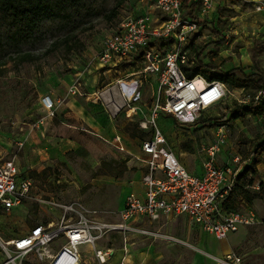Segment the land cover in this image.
Listing matches in <instances>:
<instances>
[{
    "label": "rangeland",
    "instance_id": "rangeland-1",
    "mask_svg": "<svg viewBox=\"0 0 264 264\" xmlns=\"http://www.w3.org/2000/svg\"><path fill=\"white\" fill-rule=\"evenodd\" d=\"M144 1L55 0L33 26L20 21L16 0H0V163L14 160L35 183L31 198L0 216L4 240L27 233L37 222L58 221L64 215L68 221L82 220L81 214H65L38 197L84 207L93 222L115 223L126 194L143 192L144 168L137 155L150 131L142 122L151 117L154 98L146 113L119 109L117 104L107 108L99 95L109 92L104 80L111 76L99 74L107 68L100 66L97 54L119 21L139 10ZM254 1L220 0L207 12L200 6L203 23L186 43L190 59L185 65H211L214 72L240 67L244 84L229 86L223 102L206 110L197 125L181 124L170 114L159 116L170 147L194 172L201 170L214 143L220 144L216 161L235 165L236 156L245 159L251 152L256 156V147L264 142V111L232 118L236 106L259 99L264 106V89L257 82L259 76L264 79V11ZM117 6L118 17L111 18ZM66 36H76L82 43L69 52ZM166 47L174 45L166 43ZM21 52L33 58L21 61ZM131 64L117 68L124 76L142 66L135 60ZM249 75L255 80L246 78ZM78 82L81 92L74 94L71 88ZM49 98L57 105L55 117L47 107ZM226 114L230 118L219 124L217 119ZM117 134L125 150L116 146ZM251 162L243 161L244 167ZM258 167L251 186L253 204L241 207L255 214L252 224L220 240L186 214L145 218L127 233L107 231L98 240L99 248L113 250L106 264H219L217 257L230 249L240 253L245 264H264V162ZM81 253V264H101L88 244L81 245ZM0 264L48 262L31 253L9 255L0 250Z\"/></svg>",
    "mask_w": 264,
    "mask_h": 264
},
{
    "label": "built area",
    "instance_id": "built-area-1",
    "mask_svg": "<svg viewBox=\"0 0 264 264\" xmlns=\"http://www.w3.org/2000/svg\"><path fill=\"white\" fill-rule=\"evenodd\" d=\"M184 1L145 0L139 10L129 12L119 21L97 54L100 66L107 70H120L132 60L142 65L117 79L125 104L140 101L143 85L157 79L151 117L142 122L143 128L150 131L141 142V154L137 155L144 168L140 180L143 192L131 190L126 194L119 221L115 223L93 222L84 207L78 209L73 204L38 197L41 203L59 207L65 214H81L82 220L71 221V217L68 221L64 215L58 221L37 222L27 233L10 240L2 238L0 229L2 252L9 255L31 253L48 264H81V245L92 244L98 261L106 264L112 251L99 248L98 240L107 231L127 233L133 223L145 218L186 214L220 240L228 239L242 226L255 222L253 212L224 205L245 169L243 161L248 163L251 159L236 156L235 165H221L215 159L220 144L214 143L209 147V156L203 161L201 170L194 172L170 147L158 122L160 114L165 113L173 115L181 124L197 125L203 113L222 103L228 93L229 86L222 80H208L201 74L192 77L183 68L190 59L186 43L203 23L199 7L207 12L220 0H192L198 4L193 15L185 8ZM254 2L259 11H264V0ZM166 43L173 44V49H168ZM71 91L81 92L80 83L74 84ZM56 106L52 98L47 100L50 110ZM52 115L56 116L54 110ZM116 146L126 149L121 134L116 135ZM34 187V180L24 176L14 160L1 162L0 216L22 206L32 197ZM220 259L224 264H245L244 257L235 250L226 251Z\"/></svg>",
    "mask_w": 264,
    "mask_h": 264
},
{
    "label": "trees",
    "instance_id": "trees-1",
    "mask_svg": "<svg viewBox=\"0 0 264 264\" xmlns=\"http://www.w3.org/2000/svg\"><path fill=\"white\" fill-rule=\"evenodd\" d=\"M55 0H16V11L18 13L19 19L24 24L29 25H37L44 17L45 13L53 8V2ZM184 6L188 10L189 14H194L196 8L198 6L197 3L192 0H185ZM117 7H114L111 11V18L118 17ZM64 43L69 52H72L74 49L78 47V43H82L81 39L74 36H66L64 38ZM77 43V44H76ZM19 60H31L33 57L30 53L21 52L19 53ZM211 65L197 66L193 67V65H184L183 68L190 76H195L197 74H201L208 80L219 79L223 82L227 83L228 86L231 87H241L245 79L243 76L245 75L242 69L234 68L232 70L226 72H214L212 71ZM1 74V72H0ZM246 78L250 80H255L254 75H249ZM258 86L261 89H264V79L262 77H258L257 79ZM264 111L263 102L259 99L256 103H251L244 107L236 106L232 109V118L237 119L241 117H246L248 115H257L261 114ZM230 117L226 114L223 117L217 119V122L220 124L223 121H227ZM257 148V155L255 156L253 152H251L245 159H251V163L247 165V167L240 173L238 182L234 187L233 191L230 193L228 198L225 200L224 205L227 208L231 209H239L244 205H252L254 196L251 193V186H253V182L257 174L259 173L258 165L264 162L263 154H264V142L260 144ZM254 157V159H253ZM264 186V183L261 184Z\"/></svg>",
    "mask_w": 264,
    "mask_h": 264
},
{
    "label": "crops",
    "instance_id": "crops-1",
    "mask_svg": "<svg viewBox=\"0 0 264 264\" xmlns=\"http://www.w3.org/2000/svg\"><path fill=\"white\" fill-rule=\"evenodd\" d=\"M102 70H104V71H102ZM103 73L106 76H111L108 79V81L104 80V83H106V85L108 86L109 92L103 90L101 92L102 94L99 95V97L102 100H105L104 104L107 108L112 109L114 104H117L119 106V109H121V107H125L127 109V111L132 110V112H134V113L136 112L137 109L140 112L141 111L144 113L147 112V108L149 109V107H150L149 104L151 103V99H152V97L155 93L156 87H157V79L153 82H146L142 87V99L138 102H135V103L128 105V104H125V100L121 96L120 89H119V86L117 84V79L122 77L123 71H120L117 69H115V71H114V69H112V70L101 69L99 74H101V76H102ZM99 77H100L99 75L96 76V78H99ZM104 89H106V88H104ZM109 93H110V95H109ZM115 101H117V102H115ZM133 109H134V111H133ZM69 114H71V113H69ZM130 114H132V113H130ZM230 250H232V249H230Z\"/></svg>",
    "mask_w": 264,
    "mask_h": 264
},
{
    "label": "bare ground",
    "instance_id": "bare-ground-1",
    "mask_svg": "<svg viewBox=\"0 0 264 264\" xmlns=\"http://www.w3.org/2000/svg\"><path fill=\"white\" fill-rule=\"evenodd\" d=\"M199 83H201V81H200ZM133 111H134V109H133ZM88 245H89V247L92 249L93 245H92V244H88ZM111 251L113 252V250H111ZM220 257H221V256H218V257H217V259H218V261H219V264H224V263L222 262V260L220 259Z\"/></svg>",
    "mask_w": 264,
    "mask_h": 264
}]
</instances>
